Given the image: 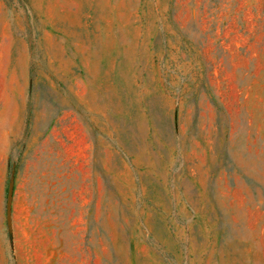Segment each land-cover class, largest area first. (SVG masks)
<instances>
[{"label": "rangeland", "instance_id": "rangeland-1", "mask_svg": "<svg viewBox=\"0 0 264 264\" xmlns=\"http://www.w3.org/2000/svg\"><path fill=\"white\" fill-rule=\"evenodd\" d=\"M0 264H264V0H0Z\"/></svg>", "mask_w": 264, "mask_h": 264}, {"label": "bare ground", "instance_id": "bare-ground-1", "mask_svg": "<svg viewBox=\"0 0 264 264\" xmlns=\"http://www.w3.org/2000/svg\"><path fill=\"white\" fill-rule=\"evenodd\" d=\"M238 233H240V234H244L242 231H239ZM245 235V234H244Z\"/></svg>", "mask_w": 264, "mask_h": 264}, {"label": "crops", "instance_id": "crops-1", "mask_svg": "<svg viewBox=\"0 0 264 264\" xmlns=\"http://www.w3.org/2000/svg\"><path fill=\"white\" fill-rule=\"evenodd\" d=\"M247 237V236H246Z\"/></svg>", "mask_w": 264, "mask_h": 264}]
</instances>
